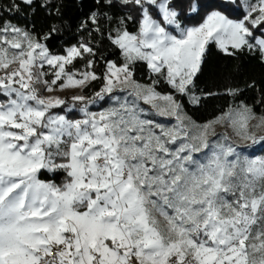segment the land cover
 <instances>
[{
	"label": "snow or ice",
	"instance_id": "snow-or-ice-1",
	"mask_svg": "<svg viewBox=\"0 0 264 264\" xmlns=\"http://www.w3.org/2000/svg\"><path fill=\"white\" fill-rule=\"evenodd\" d=\"M119 3L131 12L107 38L123 62L102 75L89 42L53 54L42 41L55 26L39 37L0 18V264H264V115L239 101L198 123L176 98L215 95L195 91L210 45L264 62V0ZM100 17L80 27L101 32ZM96 81L93 96L54 94Z\"/></svg>",
	"mask_w": 264,
	"mask_h": 264
},
{
	"label": "trees",
	"instance_id": "trees-1",
	"mask_svg": "<svg viewBox=\"0 0 264 264\" xmlns=\"http://www.w3.org/2000/svg\"><path fill=\"white\" fill-rule=\"evenodd\" d=\"M18 2L19 0H0V18L21 28L26 27L39 37H43L55 26L58 31L54 32L48 40L42 41L47 44L53 54H65L68 47L84 41L89 42L96 49L94 71L98 75L103 74L106 60L116 61L117 64L123 62L119 49L114 47L107 38V33L117 27V21L131 12L129 8L121 5L119 0H113L115 6H108L104 0H101L103 7L97 5L96 0H47L48 3L59 8V12L56 11V8L41 7L45 0H34L32 6L21 4L18 10L10 8L12 4ZM192 2L196 3V0H192ZM237 3H241V0H237ZM93 11L101 13V32L91 31L90 34L89 29L92 28L90 23L88 29H82L80 25L88 20ZM242 11L241 7L236 10L235 14L239 15ZM104 13L111 19H107L103 15ZM131 14L135 15V13ZM189 15H194V13H189ZM192 23H196V21H192ZM127 26L129 31H135L132 21H129ZM86 63L87 58L77 59L70 67L83 69ZM150 76L146 65L137 64L135 79L142 84H147L150 83ZM196 83L197 95H201L202 91H211L215 95L204 97L201 103L195 106L189 103L186 96L177 95L176 98L183 104L185 112L198 123L212 120L230 103L239 101H244L252 106L258 116L264 115V103L261 102L264 97V62H261L258 54L244 52L239 53L236 57H229L214 44L210 45ZM248 85L254 86L248 87ZM100 87H102L100 81L93 82L82 90V94L93 96ZM229 87L241 90L235 101L225 94V89ZM157 91L168 93L173 90L166 83L161 82L157 86ZM69 115L71 116L72 113ZM75 117H77L76 113ZM52 177L53 174L47 172L41 173L40 176L43 180L52 179ZM63 178V173L55 174L56 183H60Z\"/></svg>",
	"mask_w": 264,
	"mask_h": 264
},
{
	"label": "rangeland",
	"instance_id": "rangeland-1",
	"mask_svg": "<svg viewBox=\"0 0 264 264\" xmlns=\"http://www.w3.org/2000/svg\"><path fill=\"white\" fill-rule=\"evenodd\" d=\"M82 90L83 89H80V88H67V89H64V90H58V91H56L54 94L55 95H59V96H61L62 98H70L72 95H74V94H82ZM45 95H48V93H44ZM187 97V96H186ZM187 99H188V101H189V103L191 104V105H193L191 102H190V100H189V97H187ZM108 105L107 104H105V103H103V102H101V103H97V104H94V105H91L90 106V110L91 111H96V112H98V111H100L102 108H104V107H107ZM193 106H195V105H193ZM54 111H61L60 109H55ZM74 112L77 114V117L76 118H79L80 117V113L78 112V111H75L74 110ZM216 131L217 132H223L224 131V129L222 128V127H220V126H217V128H216ZM258 155H259V153H258Z\"/></svg>",
	"mask_w": 264,
	"mask_h": 264
}]
</instances>
